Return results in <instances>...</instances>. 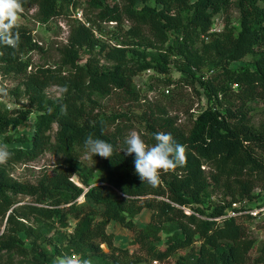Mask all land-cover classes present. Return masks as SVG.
Returning <instances> with one entry per match:
<instances>
[{
  "label": "trees",
  "instance_id": "16d2710c",
  "mask_svg": "<svg viewBox=\"0 0 264 264\" xmlns=\"http://www.w3.org/2000/svg\"><path fill=\"white\" fill-rule=\"evenodd\" d=\"M21 3L23 10L35 9L33 17L42 25L69 17L81 5L84 14L82 22L71 19L52 68L26 71L22 57L40 47L24 25L14 29L20 34L18 48L0 44L2 73L20 78L23 95L35 110L29 138L18 139L5 133L24 127L31 111H6L0 104V145L12 153L0 165V264H54L57 257L71 253L92 264H161L172 257L173 264H264V245L249 257L253 218L215 220L231 202L264 203V118L254 122L258 112L264 115V0ZM84 6L91 12L86 14ZM230 11L236 28L229 21ZM214 18L222 21L218 33L209 32ZM109 23L115 30L108 40L119 37L118 47L100 39L102 25ZM156 44L165 45L164 53L149 54ZM171 56L179 59L183 73L176 82L197 84L206 102L193 118L189 115L186 131L165 108L144 100L133 82L153 69L163 75L161 83L170 85ZM246 57L247 64L229 67ZM100 59L113 65L104 67ZM206 61L208 75L194 76L193 70ZM50 86L59 89L61 98L45 106L42 92ZM110 100L116 108L105 114L102 102ZM255 103L261 108L255 109ZM133 105H139L138 114L131 112ZM135 126L149 147L155 144L154 133L165 132L186 149L185 165L161 171L155 187L142 183L135 172V154L123 151L127 133ZM90 133L114 148L110 158L91 154L93 170L76 164L88 152L83 142ZM45 153L59 157L60 164L35 182L8 177L6 166L33 162ZM18 196L28 202L19 204ZM80 197L83 202L78 203ZM142 210L149 212L148 220L137 227L133 218ZM260 218L257 223H264V214ZM30 220L34 228L27 224ZM69 221L76 224L66 234ZM110 223L130 233L135 252L113 246L106 231ZM261 232L264 241V226ZM19 235L31 239L29 248ZM161 235L163 247L157 248ZM179 251L186 253L176 255Z\"/></svg>",
  "mask_w": 264,
  "mask_h": 264
},
{
  "label": "rangeland",
  "instance_id": "374dc122",
  "mask_svg": "<svg viewBox=\"0 0 264 264\" xmlns=\"http://www.w3.org/2000/svg\"><path fill=\"white\" fill-rule=\"evenodd\" d=\"M86 7V6H84ZM83 5L78 6L75 8L78 12H80V19L83 21ZM35 9L34 8H27L24 9L19 14L18 25H24L28 30H30V34L32 39L35 41L37 46L40 47L39 51H32L28 52L26 55L22 57V62H25L27 68L26 71L29 72L36 68H48L53 67L58 62L57 57V49L65 43L68 34V26L71 24V19L73 15H69V17L55 19L47 22V24L42 25L37 22L33 15ZM90 9L86 7L85 13H90ZM71 14V13H70ZM229 21L231 22L232 26L236 28V20H235V13L230 11L228 14ZM73 20V19H72ZM219 28H221L222 21L220 20ZM102 32L100 31V39H106L110 43V46H117L121 45V39L118 37L117 40H108L111 32L115 30L113 26L109 25H102L101 27ZM131 48V47H127ZM138 51L140 48L135 47ZM165 45L156 44L152 49L147 50L149 54L156 55L158 53H164ZM130 57H127L126 63H129ZM178 58L171 56L169 59V63L167 65V76L170 78L172 83L168 86L164 85L160 81L163 80V75H160L157 71L153 69H148L143 71L139 75L133 78V82L137 89L140 90L141 97L149 101L155 105L162 106L167 111V114L171 117H176V126L180 128L182 131H186L190 126L189 115L193 118L201 109L205 107V99L202 96L201 89L198 87L197 84L193 86L187 85L184 82H176L180 77L183 76V73L179 71L178 66ZM249 58L246 57L243 61L230 64L229 67L237 68L239 66H243L247 64ZM83 63V60L80 61V64ZM100 64L104 67H111L113 64L110 62H106L103 59H100ZM208 70H210V64L208 61L204 63L200 70H193L194 76L208 75ZM63 71V70H62ZM65 74V73H63ZM159 80V81H158ZM0 87H4L7 89L8 95L3 96L0 95V104L5 108L6 111L9 110H30L31 114L29 115L24 127L17 128L14 130H8L5 135L7 137H16L18 139L26 138L28 139L31 133V127L34 121V114L35 110L33 107L28 105L27 98L23 95V88L20 85V78L12 75V74H3L2 67L0 66ZM149 88V89H148ZM17 89V94L13 95L10 94L11 90ZM43 103L47 106L48 103H53L54 101L61 98V92L55 86H50L43 90ZM142 101L139 102L141 104ZM43 105V106H44ZM139 105H133L131 108V112L133 114H138V107ZM255 109L261 108L260 103L253 104ZM116 107L112 104V101L102 102V109L105 110V114L108 112H113L111 109H115ZM125 110H128L127 107H123ZM115 111V110H114ZM14 116V114H10ZM264 118L263 114L259 112L255 116V123H258L259 120ZM54 130V129H53ZM137 131L139 134L141 131L135 126L130 131ZM139 130V131H138ZM130 131L127 133H130ZM126 136V137H127ZM2 136H0V141L2 140ZM93 155V154H92ZM60 164V158L52 156L51 154L45 153L39 158H37L33 162H29L26 164H11L6 166L8 177L13 181L18 182H35L44 172H48L50 169L55 167L56 165ZM77 166H80L85 169H92L93 170V162H91V153L84 152L82 153L76 162ZM1 165V164H0ZM72 182L76 183V179L72 177L70 179ZM96 181V178H94ZM216 195V197H218ZM17 200L20 201L19 204H25L28 202V199L23 196H18ZM78 203L83 202L82 198L77 199ZM88 206L92 207L94 210H99V207L92 206L90 202H85ZM207 203H204L206 206ZM149 212L146 210L140 211L133 220L137 227H143L147 220H148ZM261 219V218H260ZM259 219H254L252 225L249 227V235L254 239V245L249 252V257L253 258L256 254L258 249L264 245L263 236L261 232V228L264 226V223H257ZM29 226L34 228L36 224L30 220L27 223ZM75 221H69L68 227L64 230L66 234L72 232L73 228L75 227ZM108 233L112 235V244L118 248H128L130 252H135L134 247L130 245V233L118 227L114 223H110L106 229ZM53 231L49 233V236L53 235ZM19 238L22 240L24 246L26 248L30 247V238H25L23 235H19ZM164 237L161 235L160 241L157 243V248L163 247ZM104 249V246H100ZM186 251H179L176 255L185 254ZM151 264H158V263H151ZM161 264H173V257L168 259L166 262Z\"/></svg>",
  "mask_w": 264,
  "mask_h": 264
},
{
  "label": "clouds",
  "instance_id": "9594fccd",
  "mask_svg": "<svg viewBox=\"0 0 264 264\" xmlns=\"http://www.w3.org/2000/svg\"><path fill=\"white\" fill-rule=\"evenodd\" d=\"M23 11L21 0H0V44L18 48L20 34L14 29L18 26L19 14ZM0 95L7 96V89L0 87ZM155 144L147 146L141 135L133 130L125 138L128 155L135 154V172L142 183L155 187L160 182L161 171L175 170L186 163L185 146L176 143L170 133H154ZM84 148L91 154L110 158L114 152L113 145L107 141L88 134L84 139ZM12 153L6 145H0V164L10 159ZM127 199L126 192L123 193ZM54 264H92L90 259H79L70 255L57 257Z\"/></svg>",
  "mask_w": 264,
  "mask_h": 264
},
{
  "label": "built area",
  "instance_id": "2783aa9c",
  "mask_svg": "<svg viewBox=\"0 0 264 264\" xmlns=\"http://www.w3.org/2000/svg\"><path fill=\"white\" fill-rule=\"evenodd\" d=\"M72 15H73L72 19H75L79 22H82V20L80 19V12H78L76 9H74V11H72ZM220 23H221L220 19L214 18L209 32L210 33H218L221 29L218 26V25H220ZM108 25L112 26L114 24L109 23ZM259 192H260V190H258V189L255 190V193H259ZM180 209L186 214L190 213V211L188 209H185V208H180ZM263 214H264V203H262L261 205H258V206L257 205L253 206V205H250L246 201L231 202L229 204L228 208L225 210L224 215H222L219 218H215V220H219L220 218H234V217L241 216V215L249 216L253 219H259L260 217L263 216ZM70 256L78 258V256L73 254V253H71ZM153 263H155V262H153Z\"/></svg>",
  "mask_w": 264,
  "mask_h": 264
}]
</instances>
